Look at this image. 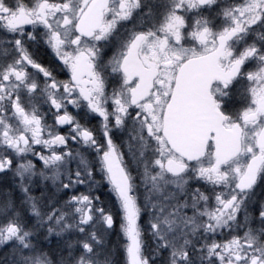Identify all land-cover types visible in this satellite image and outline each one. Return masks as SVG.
I'll list each match as a JSON object with an SVG mask.
<instances>
[{
    "label": "snow or ice",
    "instance_id": "6c2138e0",
    "mask_svg": "<svg viewBox=\"0 0 264 264\" xmlns=\"http://www.w3.org/2000/svg\"><path fill=\"white\" fill-rule=\"evenodd\" d=\"M0 264H264V0H0Z\"/></svg>",
    "mask_w": 264,
    "mask_h": 264
}]
</instances>
